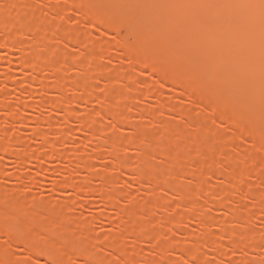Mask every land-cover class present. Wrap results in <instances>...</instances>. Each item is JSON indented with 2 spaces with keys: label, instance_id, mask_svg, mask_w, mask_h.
<instances>
[{
  "label": "bare ground",
  "instance_id": "bare-ground-1",
  "mask_svg": "<svg viewBox=\"0 0 264 264\" xmlns=\"http://www.w3.org/2000/svg\"><path fill=\"white\" fill-rule=\"evenodd\" d=\"M16 2L25 5L26 0H7V4L0 7V34H2L0 61L7 63L8 70L0 76L4 79V82L3 79L0 80L3 82L4 92L2 89L0 92L5 94L9 92V86L14 85L15 87L10 89L13 94L24 92L25 97L31 98L39 91L40 94L34 96L38 95L37 97L40 98L41 95L42 99H39L40 103L39 100L38 103L32 101L33 97L29 100L31 103L29 101L12 103L5 100L1 94L0 114L4 118L0 120V178L6 173V163L9 162L15 168H34L36 172L48 171L51 162L57 166H67L61 170L63 172L61 179L52 182L50 190L58 195L70 191L78 200V206L88 205V198L92 196L90 200L98 201L104 208L103 211L93 215V218L105 221L116 234H105L99 239L92 238L86 226L76 225L75 216L68 213L72 210V206L66 205L68 200L57 204L48 201H28L17 196L15 190L7 193L0 186V228L3 226V221L8 222L0 232L4 237L0 243V264H34V262L42 264L38 262L41 259L45 264H123L124 262L137 264L138 256H129L124 260L115 259V261H109L108 258L115 257L121 251L124 240L122 236L130 235L134 238L140 233H145L144 241L152 245L150 251L145 254V264L162 262L248 264L253 255L255 258L261 255L259 257L263 258L264 244H261L256 231L245 227L241 232H236L228 227L229 222L242 219L243 216L238 209L245 202H251L252 208H264L263 192L253 187L235 189L233 190L235 197L232 200L225 197L224 192H221L223 190L217 192V197L220 198L213 200L222 210L223 216L217 221L219 231L215 235L207 229L206 220L194 213L196 205L192 202H187L188 209L183 216L190 221L195 220L196 229L190 227L176 231L162 229L150 233L146 225L136 218L137 211L145 203L137 202L133 197L126 195L123 196L125 203L121 204L120 195L114 192V183L106 172L116 169L120 174L118 180L124 184L131 180L137 184L146 181L150 167L145 165L138 168L137 165L121 158L117 154V149L124 148L135 150L139 159L145 158L149 150L156 152L165 162H163L164 167L167 165L174 173V166L179 163L185 149L192 143L191 157L188 161L191 170L188 173L196 181L198 190L206 196L210 190L207 185H201L199 177L208 167L214 166L213 153L218 150L216 141L225 142L214 132L208 119H219L227 126H234L251 137L252 144L264 146V7H262L264 0H42L43 7L47 9H52L55 2H63L64 7L61 9L69 14L74 13V16L76 14L79 24L95 29L101 35L112 33L114 42H95L81 29L76 30L75 33L70 32L60 27L58 21L62 19L61 16L53 17L41 28L32 26L30 21L34 20L36 7L26 9L11 7ZM21 30L39 31L43 35H55L59 32L63 45L64 43L75 46L82 44L85 51L82 52L81 59L76 61L72 59L78 69L77 76L71 79L60 75V58L67 54L62 47L52 45L50 40L48 43L35 41L34 44L44 46L46 49L45 54L35 55L34 46L32 47L22 38ZM83 47L79 49L84 50ZM114 49L117 50L115 59L121 62L130 61L129 65L132 64V70L136 74L142 75L147 70L154 72L153 76L156 77L157 82L155 80L154 83L153 81L150 83L147 80L148 82L144 81L140 87H137L136 79L127 76L123 88L134 92L131 101L135 107L133 116L138 119L155 120L158 129L150 132L131 125L132 132L126 137L118 138L115 135L103 134L104 136L101 135L96 139L93 133L96 129L94 122L97 117H103L106 123L113 126L118 124L123 116L127 121L133 118L124 114L118 105L127 97L128 92L117 89L115 87L117 83L107 76L99 77L105 83L106 90L89 89L92 76L86 74L88 61H95L100 58L102 52L108 54ZM2 51L6 52V55H1ZM16 73L24 75L23 83H16ZM46 74L54 80L52 81L54 84L48 85L44 82L48 79ZM82 76L87 77V80H82ZM155 82L156 86L158 82L169 85L170 89L169 86L162 88L164 84H158V88L163 91L165 89L171 91L172 88V92L182 101L194 100L193 102L204 111L205 118H193L188 108L164 101L156 86H154L156 89L153 87ZM35 85L41 90L35 89L34 92ZM64 88L83 92L84 97L79 100L70 99L72 105L80 102L84 105L103 104V108L74 116L75 106H70L67 95H63ZM52 92L56 96L50 97L48 93L53 94ZM146 96L156 99L159 108L167 109L171 115L179 117L184 122L188 121L196 134L186 131L181 124L159 119L154 110L136 107L134 101ZM110 97L115 100L111 102ZM64 103L69 104L70 107L66 104L69 109L63 110L65 108L61 105ZM41 106L50 107L53 113L50 112L51 110L48 111L46 120L32 118L33 115H30L39 114ZM27 111L30 112L31 118L23 117ZM51 116L52 118L48 119ZM59 117L62 119H58ZM22 120L32 124L30 133L26 134L27 131L23 136L16 135L11 128L16 127ZM60 120H65L64 124L67 128L62 127L67 130L59 126L63 125ZM73 122L78 125L72 130L73 133L77 129L78 137L75 140L69 138L72 134L69 131L74 126ZM201 129L207 134H203ZM53 134H57L56 137L59 135V139L54 140L55 136L51 138ZM39 140L43 147L39 145L40 143L38 147L36 146ZM69 140H71V149L68 150L66 144ZM84 142L90 145V149L81 151ZM91 149L96 150L95 154ZM92 156L94 158L91 159ZM238 157L247 158L254 161L256 166L264 167V156L252 158L250 150L239 149ZM236 158L237 156L233 157L235 160ZM93 163L100 165L101 169L96 171ZM106 163H112L113 167ZM133 167L135 172L131 170ZM82 173L85 175L78 180L77 176ZM228 174L237 176L239 171L231 167L226 172L224 170L217 173L219 177L225 179ZM162 177L163 175H160L159 178ZM12 180L19 188L24 183L35 182V177L27 175L22 179L14 175ZM93 181H97L99 186H91ZM150 188L153 194L156 193L157 186L154 182H150ZM177 192L183 202L188 200V193L181 190ZM6 202L10 205L5 206ZM171 210L174 212L177 207ZM261 216L264 222V211ZM73 231L76 232L75 236L71 235ZM198 231L204 236L199 245L208 246L215 251L225 238L229 240L228 245L231 244L229 247L233 251H240V255L235 259L226 254V258H223L222 252L216 250L218 255H215L212 262L198 255L197 248L179 249L177 259L160 260L151 255L152 252L159 253L164 248L173 247L176 244L175 235H182L183 238L192 240L196 239ZM157 236H165V242L163 244L155 242ZM97 242L105 243L102 254L95 249ZM20 248H22L20 253H23L21 254L23 262L15 259L12 253L14 250L19 252ZM70 249L77 253L72 254ZM254 257L253 259L256 260ZM222 258L226 262L220 261Z\"/></svg>",
  "mask_w": 264,
  "mask_h": 264
},
{
  "label": "rangeland",
  "instance_id": "rangeland-1",
  "mask_svg": "<svg viewBox=\"0 0 264 264\" xmlns=\"http://www.w3.org/2000/svg\"><path fill=\"white\" fill-rule=\"evenodd\" d=\"M5 4H7V0H0V7H3ZM43 6L44 4L42 3V0H26L25 5H22L20 2H16L15 5L11 7H18L21 9H26L27 7L29 8L36 7L37 13L34 16V20L30 21V25L35 26V27L41 28L42 26L46 25V23L53 17L61 16L62 19L58 21L61 24L60 27H63L70 32L75 33L77 32L76 30L81 29L82 31L88 33L90 38L95 42H106V41L114 42L115 41L114 35L112 33L110 34L106 33V35H101L95 29L84 27V25L81 23L79 24V21L77 19L78 17L76 14L74 16L73 15L74 13L69 14L68 12L63 11L61 9L64 7L63 2L53 3L52 9H47ZM20 35L27 43H30L32 47L34 46L33 53L35 55H43L46 53V49L44 48V46H39L38 44H34L35 41H44L48 43V41L50 40L52 45L62 47L63 50L67 52V54L66 56L60 58V65H61L60 75L66 78H71V79L77 76L76 74L78 72V69L76 65L73 64L72 59L75 61L76 59H81V55H83L82 52L85 51V47H83L82 44L81 45L79 44V46H75L73 44L64 43L63 45L62 37L59 32H57L55 35L53 34L43 35L39 31L21 30ZM0 37H2V34H0ZM79 47H83L84 50L79 49ZM115 52H117L116 49H114L113 51L110 50L108 54H105L104 52H102L101 56L98 55L100 57L99 59H96L95 61H88V67L86 69V74L88 75L90 74L92 76L91 85L89 89L93 91L106 90L107 87L105 83L101 79H99L101 75L107 76L109 79L116 82L117 86L115 87L117 89H120L124 92H128L127 97H125L122 100V102L118 105L122 108L121 110L124 112V114L130 116L131 118V116H133V112L135 109V107L131 104L134 92L131 90L127 91L123 88V83L126 80L125 77L133 76L138 82L137 87H140L141 83L147 80L150 83L152 81L154 83V81L156 80V77L153 76L154 72L149 71V70L144 71L143 74L145 75L136 74L132 70L133 69L132 64L129 65L130 61L125 60L121 62L115 59L114 57ZM1 53H3L1 54L3 56L4 54L6 55V52L2 51ZM18 55L19 53H17V56ZM1 58L2 56L0 57V60ZM4 68H5V71H4ZM0 69H1L0 76H3V74H5L8 71L7 63L4 61H0ZM23 76H24L23 74L22 75L17 74V77L15 78V81L17 84L19 82L23 83V80H22ZM2 79L3 77H0V80ZM81 79L87 80V77L82 76ZM52 81L54 80L50 77L44 80V82L48 83V85L49 83H52ZM3 82H4V79H3ZM3 82L0 81V91L3 86ZM156 82L155 84H153V87L156 86ZM52 84H54V82ZM158 84L162 85L164 83L158 82ZM158 84L156 88L161 93L160 97L164 101L177 104V106L180 105L184 108H188L191 111V116L193 118H205L204 111L200 109L199 105L197 106L196 103L193 102L194 100L182 101V99L177 97V95H175V93L172 92V88H171V91H168L166 89L163 91L160 87L158 88L159 86ZM167 86L169 85L164 84L162 85V88L163 87L168 88ZM14 87H15L14 85H10L9 92L7 91V93L5 94L3 93L4 90L2 89L3 92H0V96L2 94V96L5 97V100L10 101L12 103H15L16 101H24L22 103H25V101L27 102L31 100L32 97H33L32 101H36V103H38L37 101L39 99H42L41 95H40V98L37 97L40 94V92L39 91L35 92V89L37 91L40 88H37L36 85L34 86L33 91L35 92L34 95L36 94L38 95L37 96L33 95L31 98L28 97L27 95H26L27 97H25L24 92H18V94H13L10 91V89ZM24 87L25 86H23V89ZM19 88L21 89V85L19 86ZM168 89H170V86ZM174 91L177 92V90H174ZM13 92H14V89H13ZM52 93L53 94L48 93L50 97H53L52 95L56 96L54 92ZM82 93L83 92H80V90L70 91L64 88L63 95L66 94L67 95L66 97L69 100L70 99L72 100L74 98L79 100V98L84 97ZM46 95H43V96L46 97ZM50 97H49V100H51ZM149 97L148 96L140 97L134 101V104L136 105V107H145V108L154 110L157 112L159 119L181 124L185 128L186 131L196 134L194 132L193 127L188 123V121L184 122L180 120L179 117L171 115V113L167 109L159 108L157 106L156 99L152 97L149 98ZM68 99H67L68 103L71 104V100L69 102ZM110 99H111V102L115 100L113 97H110ZM77 100H74V101H77ZM29 102L31 103V101ZM40 102L41 100H39V103ZM32 103L36 104L35 102H32ZM68 103H64L65 106L61 105V107L65 108L63 110H67L66 108L70 106L72 107L75 106L73 107L74 109L72 108L73 110L76 111L74 116L83 115L90 110H94V109L98 110V109L103 108L102 107L103 104L101 105L99 104H92V105L87 104L86 105L85 104L84 105L81 102L80 103L78 102L79 104H75V105L71 104L69 106ZM66 104L68 105V107H66ZM42 107L43 106H41L40 111L38 110L39 114L36 113V114L30 115V112L27 111L25 114H23L24 115L23 117H30L33 115L32 118L34 119L41 118L42 120H46L45 117L47 118L49 114L48 111L51 110L50 112L53 113V110L50 109V107L48 106L43 107V108ZM52 116L48 117V119H51ZM2 118H4V116L0 114V120H2ZM58 119H62V118L59 117ZM58 119L56 120L58 121ZM57 121H55V123ZM60 122L63 125H59V124L57 125H59L60 127L66 126L67 128V125L64 124L65 120L64 121L60 120ZM208 122L214 128L215 130L214 132L220 138L224 139L225 142H228V144H225V142L223 143L221 140L216 141V144L218 145V150L213 153L212 161L214 163V166L208 167L207 171L202 173L199 177L201 185L202 186H204V184L207 185L210 190V193L207 194L206 196H204L200 192V190H198V185L196 181H194V179L188 173L191 170V166L188 161L190 160V157H191L192 143L190 147L185 149L183 157L179 160V163L174 166L175 168L174 173L171 171L172 168H168L167 165L166 167H164L165 162L162 160L160 155L156 152H152L149 150L145 158L139 159L138 153L133 149H124V148L117 149V154L121 158H124L129 163L137 165L138 168L144 167L145 165H148L150 167L149 168L150 174L147 176L146 181L141 184H137L133 180L129 181L126 184L120 182V180H118V177H120V174L116 171V169H110L108 172H106L108 178L112 179L114 183L113 184L114 192L120 195L121 204L125 203L123 196H126V195L133 197L135 200H137V202L145 203V205L137 211L136 218L140 222L146 225L150 233H155L156 231H159L162 229H171L172 231H176L179 229H187L189 227L194 228L195 227L194 224H196V221L195 220L190 221L189 219H187V217L183 216V214L188 209L187 202H192L196 205V209L194 210V213L197 214L199 217H202L206 220L207 229L211 231L212 235H215V233L219 231L217 228L218 227L217 221L219 220L220 217L223 216L222 210L217 206V204L214 201L215 199L220 198V197H217V192L223 190L221 192H224L225 197H228L231 200L235 197V194L233 193V190L235 189L239 190L242 188L245 189V188L253 187L256 190L264 193V167L256 166V163L254 161L247 160V158L242 159L238 157V150L241 148L247 151L250 150L252 153V158L256 159L257 157L264 156V146L261 147L256 144L255 145L252 144L251 137L249 138V136L246 133L242 132L241 130H238L234 126L225 125L226 123H224L223 121L219 119H208ZM94 124L96 126V129L93 133V136L96 137V139L100 138L101 135L103 134L104 135H115L118 138L126 137L128 134L132 132L133 126L131 125L137 126V128L148 130L150 132L158 129V124L155 120L151 118L138 119L134 116L132 120L130 121H127L126 117L123 116L120 118L119 123L114 126L112 124L106 123L103 117H97L95 119ZM31 125L32 124L26 122L25 120H22L16 127L11 128V130L16 135L23 136L27 131L28 132L26 134L30 133V129L32 127ZM73 125L74 126L69 131L71 133L74 127L76 128L78 127V125H76L75 122H73ZM64 127H62L63 130H67ZM76 130H74L73 133L70 134L69 138H72L73 140H75L76 137H78L76 134L77 133ZM202 132L203 134H207L206 131L202 130ZM53 136H55L54 140L59 139V135L58 137H56L57 134H53L51 138H53ZM78 139H80V136ZM71 140H69V142L66 144L68 146L66 149L68 150L71 149L70 148ZM40 142H41L40 140L37 142L36 144L37 147H38V143ZM39 145H42V143H40ZM62 147L63 146H61V148ZM84 149L86 150L90 149V145L87 142L83 143L80 150L82 151ZM91 150L93 154H95L96 150H93V149ZM80 153H78L77 155L79 156ZM93 156L91 157V159L94 158ZM234 156H237L236 160L233 159ZM6 164H7L6 173L4 174L2 178H0V186L5 192L10 193L12 190H15L17 196L24 198L25 200H28V201L29 200L30 201L34 200L36 202L37 201H48L50 203L57 204V203H63L64 201L68 200L69 202L66 205L72 206V210H69L68 213L70 215L75 216L74 222L76 225L86 226L92 238L99 239L105 234H116L113 230H111L112 228H109L106 225L105 221L93 218V215H95L98 211H103L104 208L103 206H100V203L98 201L90 200L92 196H90L89 198L87 197L88 205L78 206L77 204L78 200L74 197L73 193H71L70 191H67L61 195H58L57 193H54L50 190V185L52 184V182L54 180L61 179V176L63 175V172L61 170L67 168V166H57L54 162H51L48 167V171L36 172L34 168L19 169V168L13 167L12 166L13 164L11 162L6 163ZM106 165L113 167L112 163H106ZM93 166L96 169V171L101 169L100 165H98L97 163H93ZM231 167L236 168L239 171V174L237 176L228 174L225 179L217 175L218 172H221L224 170L226 172ZM138 168H136V170H138ZM131 170L132 172H135L134 167ZM14 175H18L22 177V179L27 175H33L35 177V182H33L32 184L24 183L18 188L14 185V182L12 180V176ZM82 175H85V174L82 173V174H79V176H77L78 180L82 179L83 177ZM160 175H163V177L159 178ZM79 182L80 181H78V183ZM150 182H154L157 186V191L154 194L150 191L151 190ZM91 186L98 187L99 185L97 181H93L91 183ZM178 190L188 193L189 194L188 200H185V202H183L178 196V192H177ZM9 205H10L9 202L5 203V206H9ZM173 207H177V210L174 212H172L171 210V208ZM238 210L243 216L242 219L236 222H232V221L229 222L228 227L230 229L235 230L236 232H241L245 227L253 231H256L260 237L261 244H264V222L261 219L262 218L261 215H262V212L264 211V208H252L251 202L248 201V202H245V204ZM164 219H167L168 221H165ZM2 225L3 226L0 228V232L3 230V227L8 225V222L3 221ZM205 230L206 229L204 227V231ZM199 233L200 232L198 231V235L196 234L197 236L196 239L194 238L192 240L183 238L182 235H177V236L175 235L174 238L176 240V244L173 247L164 248L159 253L152 252L151 255L155 256L156 258L160 260L163 258L177 259L178 258L177 255H179V249L180 250L181 249L194 250L195 248H197L198 255L203 256L206 260L210 262L214 260L216 254L218 255L216 250L217 251L219 250L222 252L221 254L224 255L223 258H226V254L230 257L233 256L234 258L235 257L238 258V255H240V251L238 250L233 251L229 247L231 244L228 245L229 240L225 238L222 239L221 245L216 250L214 249L215 251L212 250L213 248H210L208 246L199 245L202 242L203 237H204L203 234H199ZM71 235L75 236L76 232L73 231ZM122 237L124 238V240L122 242V246L120 249L121 251L118 252L115 257L108 258V260L109 261H115V259L124 260L129 256H138L139 261L137 264H145V261H146L145 254L148 253L150 249L152 248V245L149 242L144 241L145 233L137 234L136 236H134V238L131 237L130 235H126ZM3 240H4V237L0 234V243ZM154 241L159 244H163L165 242V236H157L154 239ZM104 248H105L104 242H97L95 245V249L99 254H102V251L104 250ZM20 249L21 250H19V252L18 250H14L12 251V253L15 259H18L19 261L23 262L21 259V254L23 253H20L22 251V248ZM70 252L72 254L77 253L75 250L71 251V249H70ZM141 255H143L144 257H140ZM254 256L255 255H253V257ZM259 256L257 258H260ZM253 257H251L253 261L250 259L251 261L248 262V264H264V255H263V258H260V260L259 259L257 260V258L255 257L254 258L256 260H254ZM223 258L220 259V261L222 260L224 262L225 259ZM38 262L45 264V261L43 259H41ZM34 264H37V263L34 262ZM123 264H127V263L124 262ZM160 264H167V263L162 262ZM182 264H191V263H182Z\"/></svg>",
  "mask_w": 264,
  "mask_h": 264
},
{
  "label": "snow or ice",
  "instance_id": "snow-or-ice-1",
  "mask_svg": "<svg viewBox=\"0 0 264 264\" xmlns=\"http://www.w3.org/2000/svg\"><path fill=\"white\" fill-rule=\"evenodd\" d=\"M262 7H264V4H262Z\"/></svg>",
  "mask_w": 264,
  "mask_h": 264
}]
</instances>
